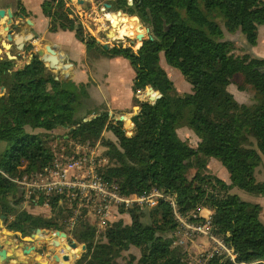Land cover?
<instances>
[{"label": "trees", "instance_id": "obj_1", "mask_svg": "<svg viewBox=\"0 0 264 264\" xmlns=\"http://www.w3.org/2000/svg\"><path fill=\"white\" fill-rule=\"evenodd\" d=\"M103 1L136 13L150 28L136 52L120 45L104 48L93 38H85L82 30L76 33L89 56L129 61L134 71L133 104L138 111L126 125L131 130L135 126V132L127 135L122 121L113 124L106 110L94 111V117L84 121L87 115L78 113L90 98L88 83H74L73 72L64 85L37 54L22 69H16L14 61L0 58V140L7 144L0 152V209L14 215L7 227L23 234L43 228L65 230V204L52 197L50 216L32 214L20 207L17 185L4 176L35 174L49 164L52 146L48 135L61 129L64 133L56 138L57 147L66 139L102 140L103 154L111 161L102 169L103 175L123 193L140 194L157 187L177 196L181 214L198 207L209 209L213 234L235 257L231 260L224 253H215L206 264H264L261 205L231 192L237 188L264 197V180L255 177L256 169L264 164V58L238 51L236 42L225 39L223 31H238L244 45L254 46L258 28L264 24V0H133L132 5L128 0ZM41 6L55 22L50 31L72 26L64 0H58L56 8L49 2ZM137 33L145 32L137 25ZM161 52L167 65L178 69L190 84V91L176 89L160 64ZM237 74L242 77L237 88L254 91L250 104L238 102L228 90ZM149 86L160 94L153 104L136 97ZM148 94L155 99L154 93ZM181 127L197 137L195 147L178 136ZM105 130L116 140L103 139ZM210 158L226 169L229 182L210 172ZM189 168L195 170L190 180L186 175ZM44 201L41 195L35 205ZM126 216L128 223L119 219L99 235L89 218H81L69 240L85 245L77 263L188 264L186 252L173 239L177 222L167 202L160 201L147 211L131 208ZM130 247L140 250L138 258L133 254L124 258L123 252ZM69 253L73 260L78 249Z\"/></svg>", "mask_w": 264, "mask_h": 264}, {"label": "built area", "instance_id": "obj_2", "mask_svg": "<svg viewBox=\"0 0 264 264\" xmlns=\"http://www.w3.org/2000/svg\"><path fill=\"white\" fill-rule=\"evenodd\" d=\"M154 94L156 101L160 94ZM51 152L49 164L35 174L11 177L4 173L6 178L17 185L22 209L36 206L35 200L41 195L45 197L43 205L50 207L49 199L54 197L59 204L66 205V230L73 229L81 218H89L96 234H100L113 222L124 219L131 208L150 210L163 201L170 205L177 222L174 235L183 231L186 238L207 236L217 245L208 258L215 253H224L234 260L233 251L213 234L214 226L209 209L198 207L190 213L181 214L175 194L157 187L140 194H125L116 182L105 178L102 169L111 161L103 154L100 140L91 143L66 139L58 147L52 146ZM205 210L207 212L203 213ZM198 217L202 219L197 220Z\"/></svg>", "mask_w": 264, "mask_h": 264}, {"label": "rangeland", "instance_id": "obj_3", "mask_svg": "<svg viewBox=\"0 0 264 264\" xmlns=\"http://www.w3.org/2000/svg\"><path fill=\"white\" fill-rule=\"evenodd\" d=\"M133 1V0H132ZM43 2H49V4L53 5L54 8L57 7L58 4V0H55L54 2H52V0H44ZM42 8V6H41ZM68 9L70 10V14H69V20L71 21L72 26H70V28L63 30H57V31H63L65 33H62L63 35L66 34L67 32H73V34H75L78 30H82V33L84 35L85 38H93L97 43L101 44V45H107L109 47L112 46H123V47H131L132 50L134 52H136L138 50V48L142 45L144 39L148 38V36L150 35V28L148 27V25L143 22L139 15H137L136 13H130V12H124L122 9L117 8V6H112L106 2H104L103 0H84V2L82 4L78 3L77 0H64V9ZM117 11H122V13H117ZM42 13L43 9H42ZM122 15H125L127 17H132L133 15H137L139 22L138 26H139V30H144V37L142 40H138L136 38V34H137V28H134L131 32L130 35L128 34H120V33H115V36H111V32L116 31V26L122 25L123 23H121V17ZM49 29L50 27L53 26V21H50L49 17ZM3 20L0 19V25H2ZM17 24L20 26V23L17 22ZM56 26H58V23H56ZM148 28V30H147ZM224 34H225V39L228 40H233L236 42V46H237V50L238 51H246L247 52H251L252 51V46H249L248 44L244 45V41L242 40V35L239 34L238 31H235V33H229L227 32L224 28H223ZM2 28L0 27V33H2ZM140 36V34H139ZM142 36V35H141ZM5 40L4 37L0 34V58H8V55L13 56V58H8L12 61L15 60V57L18 55L19 51L16 49H5L1 46V41ZM52 41H58V37L56 36V38H52ZM49 42H47L46 39L41 38L40 40H38L35 44H31V43H27V45L25 46V52L21 53V56L19 57L20 60H16L15 62V68L16 69H22L23 67L20 66L21 62L22 64H28V62H30L31 58L29 56V53L31 54H37V50L38 49H43L45 44H48ZM84 44V42H81ZM65 49H68L70 46V35H68L67 40L65 42ZM85 45V44H84ZM247 48V49H246ZM249 52V53H250ZM160 58H161V63L163 65H165L166 67V72L168 74V76L170 77V79L172 80L173 84L175 85L176 89L179 92H185L186 88L184 86H190V84L184 79L183 75L181 74V72L172 67L167 65V63L164 60V57H162V52L160 53ZM34 56V55H33ZM91 56V55H90ZM126 59H124L125 61ZM93 62L94 60L91 58V60L89 59L88 61V67L89 70L91 71V74L93 75V78H95V80L97 82H99L98 80H100V71H96L94 73L93 71ZM128 63V62H127ZM61 66H59V68L57 69H50L48 67V65H46L50 72L56 76L59 75L60 70L62 69V65H70V63H65L64 61H61ZM128 65L130 66L129 68L132 69L130 63H128ZM126 72H128V70L126 69H117L112 71L111 76L113 79L114 84H118V83H122L123 85L129 81V78H125L128 77V75L126 74ZM121 76V77H118ZM118 79V80H115ZM242 79L241 75L237 74L234 78L232 83L228 86V90L234 95V98L240 102V103H246V104H250L254 101L253 97H254V91H252L250 88H247L246 90L240 91L237 88V83L240 82ZM82 82H84V78L83 80L81 79ZM184 85V86H182ZM91 89V87H90ZM188 91H190L188 89ZM187 91V92H188ZM148 93H145V90L142 91L141 95H138V99L141 101H149L150 103H154V100H150V98L147 95ZM101 97V96H100ZM96 102L99 101V96L98 95H94L93 97H90L89 99L84 101L83 106L80 108L79 110V115L83 116V115H87L86 117H90L92 115H94V111H98L99 107H96ZM134 103V102H133ZM134 105V104H133ZM138 106L132 107L131 109H128L127 113H122L120 114V112H115V113H110V121L115 124L118 121H122V126L123 129L125 131V133L127 135H132L135 132V126L134 128L131 130L127 127L126 123L127 120H130L133 116L134 113H137V109ZM88 111L91 113L90 114H86L88 113ZM93 111V112H92ZM123 116L122 119H120V117ZM135 125V124H134ZM128 128V130H126ZM27 130L29 132H33V133H37L39 132V130H31L29 128H27ZM63 130L58 129V130H54L51 133H49L48 135V144L51 146L56 145L58 140L56 139L57 137H60L63 135ZM102 138L107 140V139H111V140H116L115 137L113 136L112 132L109 130H105L102 133ZM99 141V140H98ZM102 140L100 139V142ZM188 142L192 145L196 144V137L195 135H191L190 138H188ZM102 143V142H101ZM54 144V145H52ZM7 147V144L5 141L0 140V152H2L5 148ZM213 160L215 162H210L208 163V168L210 170V172H212L213 174H215L218 177H222L224 175H222L220 172L221 170H223L225 172L226 175L227 171L226 169L221 165V163L219 161H217L216 159L213 158ZM262 165V164H261ZM260 165V166H261ZM221 166V168H220ZM195 170L192 168H189L186 175L187 178L190 180L193 178ZM225 177V176H224ZM256 179L257 180H262L264 179V164L260 167V169L258 170V172L256 173ZM232 193L237 194L241 199L243 200H247V201H251V202H256V196H252L249 195L237 188H233L231 190ZM259 198V197H258ZM20 208V207H19ZM49 210L45 211V210H41L39 212V215H41L42 217H48L50 216L51 210L50 207H48ZM144 211V210H143ZM147 211V210H145ZM30 212V211H29ZM207 211H203V213H206ZM32 213V212H30ZM261 220L264 222V209H262L261 211ZM33 214V213H32ZM90 220V219H89ZM124 222H129V217L125 216L123 219ZM63 226L64 229L67 233H69L70 235L73 233V229L71 230H66V226H65V220L63 219ZM183 231L178 234V235H174L172 233L173 239L177 242L175 244H177L178 246L182 247V249L186 252V261L188 264H206L207 260L209 259L208 256L209 254H211L212 252H214V247H216V243L214 241H212V239L208 238L207 236L204 235H197V236H193L190 238H186L184 237V235L182 234ZM99 235V234H98ZM169 235V234H168ZM170 236V235H169ZM81 245L82 244H78L77 248L78 249V253L76 254L75 257H73L74 259L72 260V262L74 264H78V260L80 259V257L82 256L83 250L81 249ZM129 254H133L136 258H138L140 256V250L136 247H130V249L128 251L123 252L124 258H127ZM121 261H123V259H121Z\"/></svg>", "mask_w": 264, "mask_h": 264}, {"label": "crops", "instance_id": "obj_4", "mask_svg": "<svg viewBox=\"0 0 264 264\" xmlns=\"http://www.w3.org/2000/svg\"><path fill=\"white\" fill-rule=\"evenodd\" d=\"M44 0H0V8L9 9L13 14V21L15 23H20V28L16 29L15 32L18 35L25 36L26 33L31 34L35 39L28 40L25 42L23 49L27 43L35 44L41 38L46 39L48 44H57L61 46L60 50H57L58 56H60L61 61L65 63H70L73 72L71 76V80L78 84V83H88V93L90 97L94 95L99 96V101L96 102V107H99V110H106L108 114L121 112L127 113L128 109L134 107L133 105V91H132V80L134 77L133 69L129 68L128 65L129 61L123 57H104L100 56L97 58H93L87 54L86 47L80 40L77 39L75 34L72 32H67L66 34L63 31H50L49 30V20L48 17L42 13L41 4ZM20 15L24 16V19H20ZM27 19H29L32 24L27 23ZM50 19V18H49ZM7 18H4L3 21L5 22ZM2 28V26L0 25ZM26 31V32H24ZM68 35H70V46L68 49H65V42L67 40ZM58 37V41H52V38ZM4 37V35H3ZM11 49L18 50L14 45H12ZM247 49V48H246ZM248 50V49H247ZM246 50V51H247ZM19 53L15 57V60H20L21 53L23 50H18ZM250 52V51H249ZM250 54L254 57L264 58V24L259 26L258 28V37L257 42L254 46H252V51ZM32 54L29 53V56ZM91 58L94 60L93 62V71H100V80L97 82L91 71L89 70V59ZM128 62V63H127ZM29 63V62H28ZM161 66L166 70L165 65L161 63ZM117 69H127L128 72L126 74L129 78V81L126 82L124 85L121 83L114 84L111 73ZM118 77H121L118 75ZM84 82L81 81V79ZM118 80V79H115ZM184 86V85H182ZM91 87V89H90ZM186 88L185 92L190 90L191 86H184ZM241 91V90H240ZM101 96V97H100ZM234 96V95H233ZM138 109V108H137ZM138 111V110H137ZM136 115V113H134ZM192 131L187 127H181L177 129V134L182 140H187L191 137ZM194 135V134H193ZM196 137V136H195ZM198 139L196 137V143ZM192 145V144H191ZM192 146H196L192 145ZM215 162L213 158L208 160V163ZM263 165V164H262ZM261 165V166H262ZM259 166L256 169V173L260 169ZM221 168V166H220ZM222 169V168H221ZM222 175L221 179L229 182L228 175L225 174L223 170L220 172ZM264 180V179H262ZM19 195L20 191L18 190ZM256 202L261 205V211L264 209V197H257ZM28 211L32 212L33 214H39L41 210L48 211L49 208L41 205V206H32L27 208ZM260 213V217H261ZM14 219V215H6L3 210L0 209V245L1 248L5 249L7 252V257L4 259L2 255H0V264H19L21 259H26L29 261L30 264H57L54 260L53 255L49 253V251H54V246L52 242H59L57 246L54 248L55 252L59 255L68 254L66 247V242L71 239L70 234L67 233L65 230H57L59 232H65L67 234V238L65 239L60 234H52V235H43L37 234L35 236V240L32 239L31 234H23L21 231H13L7 227V225ZM44 245V246H43ZM24 246H34V254L25 255L23 254ZM53 247V248H52ZM50 255V256H49ZM71 256V255H70ZM72 259V258H71ZM73 263V262H72ZM58 264H63L59 262Z\"/></svg>", "mask_w": 264, "mask_h": 264}, {"label": "water", "instance_id": "obj_5", "mask_svg": "<svg viewBox=\"0 0 264 264\" xmlns=\"http://www.w3.org/2000/svg\"><path fill=\"white\" fill-rule=\"evenodd\" d=\"M77 2L82 4L84 2V0H77ZM128 4L132 5L133 1L128 0ZM117 13H122V11H117ZM133 16L139 21L137 15H133ZM1 17L7 18V20H5L6 21L5 24L2 27L3 32L0 33L2 36L4 35V39H5V40L1 41V46L5 49L9 50L12 47V45H14L18 50H23L25 52V49H23L25 42L28 40H33V39H35V37H33L31 34H28V33H26L25 36L16 34L15 30L19 29L20 26L13 21V14L9 9L0 8V18ZM19 17H20V19H24L23 15H20ZM26 21L28 24H32V22L29 19H27ZM147 30H148V28H147ZM20 31H23V29L20 28ZM24 32H26V31H24ZM143 37H144V35L139 36L138 33L136 34V38L138 40H142ZM103 46H104V48H109V46H107V45H103ZM60 49H61L60 45L45 44L43 49L37 50V55L39 56V59L41 61H43L46 65H48V67L50 69H57V68H59V66H61L60 65L61 64V58L57 54V50H60ZM32 56H33V54L30 56V58ZM8 58H13V56L8 55ZM19 63H20V66H22V67L25 66V64H22L21 62H19ZM71 71H72L71 65H62V69L60 70L59 75L55 76V79L62 81V83L64 85H66L70 82L69 75H70ZM145 93H158V92L154 91V89L149 86L145 89ZM141 94H142V91H138L136 94V97H138V95H141ZM147 95L150 98V100H153L151 95H149V94H147ZM93 117H94V115L90 116L89 118H85L84 121H86L90 118H93ZM122 118H123V116L120 117V119H122ZM126 130H128V128ZM37 234H43V235L60 234L65 239L67 238V234L65 232L55 231L54 229H45V228L36 229L35 232L33 234H31L32 239L35 240V236ZM58 243H59L58 241L52 242V245L54 246V248L57 246ZM66 244H67V247H66L67 250L75 249L78 246V244L75 241H67ZM54 248H53L54 251L51 250V251H49V253L53 255V258L57 262V264L59 262L66 264L70 261L71 257L69 254L59 255L55 252ZM81 249L82 250L85 249L84 244L81 245ZM34 250H35L34 246H24L23 254H25V255L34 254ZM0 255H2L4 257V259L7 257V252L5 249L1 248V245H0ZM19 264H30V263L26 259H21ZM38 264H40V263H38ZM72 264H74V263H72Z\"/></svg>", "mask_w": 264, "mask_h": 264}, {"label": "bare ground", "instance_id": "obj_6", "mask_svg": "<svg viewBox=\"0 0 264 264\" xmlns=\"http://www.w3.org/2000/svg\"><path fill=\"white\" fill-rule=\"evenodd\" d=\"M131 18H129V17L125 16V15H122L121 23H123V24L119 25V26H116V31L111 32V36H115V33H117V32L120 33V34H128V35H130L132 30L134 28H137V25H138L137 22H139L134 16H132ZM0 19L3 20L4 18L1 17ZM5 22L3 21L2 25H1L2 27L5 24ZM68 254L70 255L69 251H68ZM66 264H72V259H70V261L68 263H66Z\"/></svg>", "mask_w": 264, "mask_h": 264}, {"label": "flooded vegetation", "instance_id": "obj_7", "mask_svg": "<svg viewBox=\"0 0 264 264\" xmlns=\"http://www.w3.org/2000/svg\"><path fill=\"white\" fill-rule=\"evenodd\" d=\"M33 55H34V54H33ZM32 57H33V56H32ZM32 57H31V58H32Z\"/></svg>", "mask_w": 264, "mask_h": 264}]
</instances>
